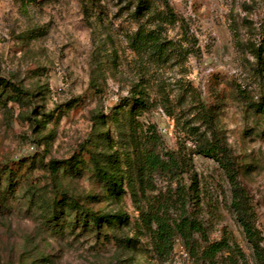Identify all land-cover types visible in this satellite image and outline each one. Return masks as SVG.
Wrapping results in <instances>:
<instances>
[{
	"label": "rangeland",
	"instance_id": "1",
	"mask_svg": "<svg viewBox=\"0 0 264 264\" xmlns=\"http://www.w3.org/2000/svg\"><path fill=\"white\" fill-rule=\"evenodd\" d=\"M131 1L0 0V264H195L180 239L160 258L141 221L193 174L187 210L208 239L227 235L261 264L233 209L237 187L264 261V0H151L173 9L165 35L178 41L183 26L190 54L179 67L147 61L142 112ZM153 130L156 153L182 169L177 183L139 170ZM211 146L218 159L203 154ZM103 171L122 177V193ZM63 200L122 222L85 227L68 205L52 213Z\"/></svg>",
	"mask_w": 264,
	"mask_h": 264
},
{
	"label": "trees",
	"instance_id": "2",
	"mask_svg": "<svg viewBox=\"0 0 264 264\" xmlns=\"http://www.w3.org/2000/svg\"><path fill=\"white\" fill-rule=\"evenodd\" d=\"M131 4H133L134 11L130 13V16L137 23V29L133 33L126 34V41L129 49L135 55L133 64L139 77L138 84L132 89L131 101L133 110L142 112L148 108L149 104H147L149 95L143 88L144 66L147 61L153 59L160 64H171L179 67L187 60L190 50L185 46L188 38L183 26H180L182 34L178 41H174L165 35L167 28L174 26L179 21L167 2L161 8L156 7L151 0H134L131 1ZM201 107L203 109L200 112L204 116L207 115L206 107L203 105ZM168 114L174 115L170 112ZM152 132L145 140L151 147L144 148L138 157L139 170L144 175L162 172L169 176L171 182H174L177 180L178 174L181 175L182 169L175 155H166V158H163L156 153L155 144L158 137L155 130ZM219 153L215 146L203 151L205 156L215 159H218ZM68 164L72 165L71 163ZM115 171H120L118 166ZM101 180L109 191L117 195L122 193L123 180L118 174L109 175L103 171ZM198 184L197 175L193 174L189 189L181 184L174 190L170 186L169 191L161 200L159 199L157 202L148 201V211L142 212L141 221L151 234L156 253L160 258L166 257L172 252L175 239H180L185 251L195 261V264H217V257L222 254H226L228 264H247L244 253L234 241L227 235H224L220 241H210L199 218L188 212V202L198 198ZM232 204L246 237L255 244L256 255L261 264H264L262 255L257 253L259 233L248 220V213L244 209L241 198V190L237 187L234 188ZM65 205H68L70 210L78 216V223L85 227L91 226L100 230L104 224L115 226L118 220H120V224L122 222L121 217L97 216L84 211L83 207L72 201L70 203L64 200L58 202L57 208L52 213L54 214L58 209L64 208ZM173 210L177 211L175 218L169 215V212ZM60 221L58 220V222Z\"/></svg>",
	"mask_w": 264,
	"mask_h": 264
}]
</instances>
